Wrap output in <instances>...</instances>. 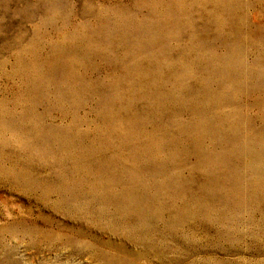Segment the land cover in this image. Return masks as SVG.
I'll return each instance as SVG.
<instances>
[{
  "label": "rangeland",
  "instance_id": "1",
  "mask_svg": "<svg viewBox=\"0 0 264 264\" xmlns=\"http://www.w3.org/2000/svg\"><path fill=\"white\" fill-rule=\"evenodd\" d=\"M0 264H264V0H0Z\"/></svg>",
  "mask_w": 264,
  "mask_h": 264
}]
</instances>
